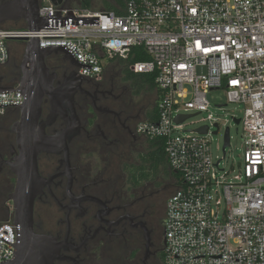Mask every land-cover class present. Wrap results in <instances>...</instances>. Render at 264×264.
Returning <instances> with one entry per match:
<instances>
[{"label": "built area", "instance_id": "obj_1", "mask_svg": "<svg viewBox=\"0 0 264 264\" xmlns=\"http://www.w3.org/2000/svg\"><path fill=\"white\" fill-rule=\"evenodd\" d=\"M38 16L47 21L39 30L0 28V65L20 38L62 48L94 79L103 59L147 57L130 67L154 74L157 117L137 133L162 146L180 177L166 202L164 264H264V0H123L120 13L40 0ZM220 88L244 106L242 162L227 170L224 156H212L210 126L199 133L175 122L207 111L205 94ZM24 101L19 90L1 91L0 116ZM21 237L19 223L0 222V264Z\"/></svg>", "mask_w": 264, "mask_h": 264}, {"label": "flooded vegetation", "instance_id": "obj_2", "mask_svg": "<svg viewBox=\"0 0 264 264\" xmlns=\"http://www.w3.org/2000/svg\"><path fill=\"white\" fill-rule=\"evenodd\" d=\"M20 14L15 0H0V19ZM22 55L23 50L19 59L14 55L0 65V85L18 83ZM53 57L45 59L51 76L48 90H74L80 129L65 148L58 142L54 150L40 152V189L31 203H19L21 231L40 236V264H164L166 202L179 185L164 180L171 171L168 164L155 178H138L151 147L137 133L152 106L143 96L146 92L125 79L119 58L104 64L100 79H94L80 75L67 60L50 62ZM63 105L68 110L66 101ZM0 118L5 121L1 130L8 132L0 142V220L13 221L9 197L16 176L8 162L17 153L11 127L19 111L8 110ZM39 121L46 136L67 127L48 95L42 99ZM52 256L54 260L46 259Z\"/></svg>", "mask_w": 264, "mask_h": 264}, {"label": "water", "instance_id": "obj_3", "mask_svg": "<svg viewBox=\"0 0 264 264\" xmlns=\"http://www.w3.org/2000/svg\"><path fill=\"white\" fill-rule=\"evenodd\" d=\"M15 4L21 11L18 17L10 19H0V23L6 20L23 19L27 30H39L43 28L47 21L38 16V0H15ZM88 19L87 21H91ZM24 42L23 55L20 63L21 75L15 86H2L1 91L19 90L25 95L24 103L17 108L19 118L11 127L15 133V143L17 153L14 159L8 164L16 176V183L13 194L9 200L14 206V223H19L16 216L19 209V203L23 200L32 202L39 192L37 159L41 151L52 150L60 142L65 148L67 142L79 133L80 124L72 104L74 90H67L62 87L48 90L51 76L48 73L45 59L52 54L62 52V59L69 61L70 64L78 67V63L62 48H40L38 39H16ZM1 80V76H0ZM45 95L50 96V101L56 113L60 114L66 124V128L55 136H46L43 133V127H40L41 102ZM68 103L66 110L63 102ZM194 114H183L175 117L176 123H181ZM236 124H239V118H233ZM214 134L218 132V124H214ZM206 125L196 128L199 133H206ZM58 143V144H57ZM230 144L229 127L224 131L223 153ZM55 149V148H54ZM53 149V150H54ZM20 199V201H19ZM15 257L9 262L3 264H40V236L34 235L31 230L22 232L21 242L17 245ZM54 256L46 257L48 261L54 260Z\"/></svg>", "mask_w": 264, "mask_h": 264}, {"label": "rangeland", "instance_id": "obj_4", "mask_svg": "<svg viewBox=\"0 0 264 264\" xmlns=\"http://www.w3.org/2000/svg\"><path fill=\"white\" fill-rule=\"evenodd\" d=\"M89 8L94 10H101L103 8V3L99 0H88ZM72 6L78 7L77 2H70ZM25 21L23 19L17 20H6L0 23V28L4 29H22L20 27H25ZM13 47L11 56H17L19 59L20 53L24 48V43L21 40H10L8 43ZM63 55L61 53L54 55L50 58V62H55L62 59ZM108 60L103 59V65L107 64ZM132 86H137L135 81L129 80ZM146 101H150L151 104L154 102V96L151 93H145L143 95ZM206 100L208 102V110L201 113H197L188 117L184 123L183 127L185 129H194L201 125L210 126V131H214L215 127L213 124L216 122L218 124V132L212 134L210 137V149L214 160L218 158H224L221 161L220 167L224 169L237 168L238 163L242 162L241 155L243 152V130L241 123L236 124L233 120L235 118H241L243 116L244 106L236 102H227L226 93L223 88L213 89L205 94ZM188 114H193L194 112H186ZM211 115V118L208 116ZM0 124H3V120H0ZM229 127L230 144L225 149V154L223 153L222 146L224 143V131L225 128ZM166 183L177 184L180 183V177L178 174L168 171L165 174Z\"/></svg>", "mask_w": 264, "mask_h": 264}, {"label": "trees", "instance_id": "obj_5", "mask_svg": "<svg viewBox=\"0 0 264 264\" xmlns=\"http://www.w3.org/2000/svg\"><path fill=\"white\" fill-rule=\"evenodd\" d=\"M120 0H113L109 1L104 4L103 8L104 10H113L116 13L118 12L116 5V2H119ZM81 8H89V2L86 0V2L82 3L79 5ZM20 28H25V27H20ZM24 43V42H23ZM135 55L132 53L129 54L128 57L125 59L119 58L118 60L121 63V67L123 70V74L125 76V79L135 81L137 84V89L142 90L144 92H152L153 90L156 89V85L154 83V74H148V73H136L131 70V65L136 61V60H144L147 57L145 55H142L138 50H134ZM157 103L155 102L154 106L156 107ZM155 111L156 108H153L152 116H155ZM1 117V116H0ZM2 120V118H0ZM3 120V124H4ZM3 124H0V142L2 140V137L4 136L6 138L7 136V131H2L1 126ZM8 138V137H7ZM9 139V138H8ZM151 147L149 148L146 157L143 159V164L141 167H139V172H138V178L141 180H150L152 178L156 177V174L159 173V170L162 167H165L167 165V159L166 156L163 152V148L161 145H157L155 142H151ZM2 220H0L1 222Z\"/></svg>", "mask_w": 264, "mask_h": 264}, {"label": "crops", "instance_id": "obj_6", "mask_svg": "<svg viewBox=\"0 0 264 264\" xmlns=\"http://www.w3.org/2000/svg\"><path fill=\"white\" fill-rule=\"evenodd\" d=\"M109 1H113V0H109ZM117 5H116V8L118 10V12H123V0H120L119 2H116ZM9 48L11 50V53H12V49L13 47L9 45ZM146 93H151V95L154 96V103L152 104L151 108H149L148 110V115L147 117L145 118V120L143 121H146V120H155L156 117H157V107L154 106L155 102L157 103V100H158V91L157 90H153L152 92H146ZM157 105V104H156ZM153 108H156V111H155V116L153 115L152 116V112H153Z\"/></svg>", "mask_w": 264, "mask_h": 264}]
</instances>
